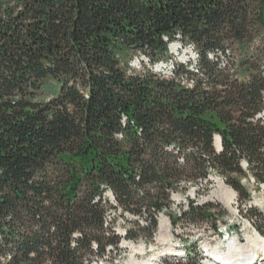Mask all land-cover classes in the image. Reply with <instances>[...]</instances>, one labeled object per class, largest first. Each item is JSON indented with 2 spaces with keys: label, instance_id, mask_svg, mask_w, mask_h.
I'll return each instance as SVG.
<instances>
[{
  "label": "trees",
  "instance_id": "16d2710c",
  "mask_svg": "<svg viewBox=\"0 0 264 264\" xmlns=\"http://www.w3.org/2000/svg\"><path fill=\"white\" fill-rule=\"evenodd\" d=\"M177 34L197 52L195 73L175 64L193 88L141 60L168 62ZM231 48L238 65L220 64ZM263 106L264 0H0V264H115L107 191L149 214L126 240L212 172L247 202L243 179L264 185ZM210 206L180 214L205 222ZM202 260L194 246L157 264Z\"/></svg>",
  "mask_w": 264,
  "mask_h": 264
},
{
  "label": "rangeland",
  "instance_id": "374dc122",
  "mask_svg": "<svg viewBox=\"0 0 264 264\" xmlns=\"http://www.w3.org/2000/svg\"><path fill=\"white\" fill-rule=\"evenodd\" d=\"M258 44V42L255 44L254 49ZM188 45L192 44L184 45L182 38L177 34L176 39L169 44L170 53L166 57L169 61L173 60L175 63L187 65L188 70L192 71L194 68L196 70L197 66L195 61L190 60L191 55L185 48ZM172 51L173 54H171ZM239 55V51L231 48L230 54L219 56V62L220 64L232 63L231 59L233 58L238 65ZM144 59L147 61V58ZM133 67L138 70L136 64ZM174 80L180 83L178 79ZM243 167H247L244 162ZM219 182L234 191L235 199L232 208L226 201L220 199ZM243 182L250 192V199L243 203L240 201L238 193L226 183L225 178L216 172H212L207 180L199 181L198 187L190 186L186 193L172 192L170 205L165 208L164 212L156 215L158 229L152 237L146 236V232H142L137 240L124 239L125 231L127 228H133L135 222L142 228L147 227L149 214L142 217L132 216L129 213L124 214L116 202L104 195L109 207L108 226L122 238L118 250L111 252L109 260L113 257L115 264H132V262L152 259L151 264H157L162 257L169 253L184 254L185 248L195 246L198 252H202L204 264H218V258L209 256L208 249L226 253L232 241L242 242L245 240L246 242L247 237L251 236V230H264V187L261 186L263 184L260 185V189H257L252 175L243 179ZM189 202H193L197 207L212 205L205 211V215H211L210 218L205 222H193L189 218L181 217L180 213L186 210ZM164 221L169 225V232L162 236L160 225ZM215 225L218 227V233L215 231ZM227 231L230 232V236L227 235ZM110 250L112 249L110 248ZM257 258L258 260L248 264H264V256Z\"/></svg>",
  "mask_w": 264,
  "mask_h": 264
},
{
  "label": "bare ground",
  "instance_id": "6f19581e",
  "mask_svg": "<svg viewBox=\"0 0 264 264\" xmlns=\"http://www.w3.org/2000/svg\"><path fill=\"white\" fill-rule=\"evenodd\" d=\"M185 48H187V52L190 53L191 55L190 60L196 61L197 52L194 45H188ZM171 54H173V51L171 52ZM141 60L144 61L145 65L149 67L155 74L160 75L161 77L168 80L178 79V81L181 84H184L190 88L194 87L193 80L189 78H184V76L178 77L177 75H175L176 63L173 60L168 62L161 61L154 65H150L148 59L146 61L144 57H142ZM134 64H136V67L138 69H142L138 60H136L133 63V65ZM181 65H185V64H181ZM192 71L195 73V68ZM259 118L264 120V107L259 113ZM215 147L219 150L221 148V138L220 136L217 135L215 139ZM244 163L247 165L246 162ZM219 186H220V191H219L220 199L226 201L227 204L232 208V204L235 199L234 191L227 188L222 182H219ZM105 196L109 197L111 201L116 202L115 196L113 195L112 191L105 192ZM168 232H169V225L166 221H164L160 225V233L162 234V236H164L167 235ZM207 252L209 256H214L218 258L219 260L218 264H248L249 262L253 261L255 258L264 256V239H261L260 232L257 229L256 230L254 229L253 231L251 230V236L247 237L246 242L245 240H242V242L232 241L229 245L228 252L226 253H218L215 249H208ZM151 261L153 260L150 259L143 262H132V264H151Z\"/></svg>",
  "mask_w": 264,
  "mask_h": 264
},
{
  "label": "built area",
  "instance_id": "2783aa9c",
  "mask_svg": "<svg viewBox=\"0 0 264 264\" xmlns=\"http://www.w3.org/2000/svg\"><path fill=\"white\" fill-rule=\"evenodd\" d=\"M181 86L185 87L184 84H182ZM263 187H264V185H263ZM176 196H177V195H176ZM109 219H110V217H109V213H107V216H106V225H107V226L109 225Z\"/></svg>",
  "mask_w": 264,
  "mask_h": 264
},
{
  "label": "water",
  "instance_id": "95a60500",
  "mask_svg": "<svg viewBox=\"0 0 264 264\" xmlns=\"http://www.w3.org/2000/svg\"><path fill=\"white\" fill-rule=\"evenodd\" d=\"M221 148H222V141H221Z\"/></svg>",
  "mask_w": 264,
  "mask_h": 264
}]
</instances>
